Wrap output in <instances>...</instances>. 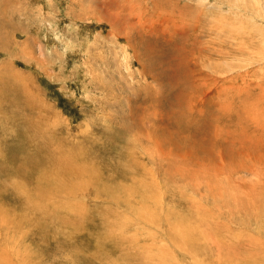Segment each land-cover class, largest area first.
<instances>
[{"label":"rangeland","instance_id":"374dc122","mask_svg":"<svg viewBox=\"0 0 264 264\" xmlns=\"http://www.w3.org/2000/svg\"><path fill=\"white\" fill-rule=\"evenodd\" d=\"M0 264H264V0H0Z\"/></svg>","mask_w":264,"mask_h":264},{"label":"bare ground","instance_id":"6f19581e","mask_svg":"<svg viewBox=\"0 0 264 264\" xmlns=\"http://www.w3.org/2000/svg\"><path fill=\"white\" fill-rule=\"evenodd\" d=\"M179 222H181V221H179ZM177 231V230H176ZM178 232V231H177ZM182 233V232H181ZM184 236V235H183ZM185 237V236H184ZM178 239V238H177ZM185 239V238H184Z\"/></svg>","mask_w":264,"mask_h":264}]
</instances>
